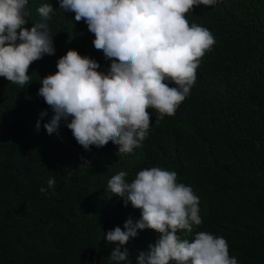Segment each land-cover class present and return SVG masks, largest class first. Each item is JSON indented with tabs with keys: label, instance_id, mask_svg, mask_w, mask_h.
Segmentation results:
<instances>
[{
	"label": "trees",
	"instance_id": "trees-1",
	"mask_svg": "<svg viewBox=\"0 0 264 264\" xmlns=\"http://www.w3.org/2000/svg\"><path fill=\"white\" fill-rule=\"evenodd\" d=\"M44 4L59 5L28 0L27 27L41 22L36 9ZM185 16L211 32L215 50L175 114L153 117L136 153L114 165L175 171L198 196L202 221L192 233H178L181 239L208 232L226 240L238 264H264V0H219ZM59 21L75 25L69 15ZM47 23L56 51L29 66L37 81L66 54L58 23L57 33ZM69 40L81 44L84 34ZM38 86L0 77V264H109L115 244L104 233L135 208L106 191L110 150L84 152L79 164L86 167L73 168L75 139L63 121L58 133L47 134L43 124L53 113ZM41 112L47 114L37 130ZM50 177L54 188L41 194ZM159 235L139 231L137 254ZM134 258L130 252L128 264Z\"/></svg>",
	"mask_w": 264,
	"mask_h": 264
},
{
	"label": "clouds",
	"instance_id": "clouds-1",
	"mask_svg": "<svg viewBox=\"0 0 264 264\" xmlns=\"http://www.w3.org/2000/svg\"><path fill=\"white\" fill-rule=\"evenodd\" d=\"M218 3L58 0L54 8L50 4L38 7L41 22L27 27L28 0H0V77L21 87L29 81L39 83L37 96L53 113L43 127L52 135L63 121L71 131L75 170L86 167L79 164L86 159L84 152L110 150L106 191L135 208L104 233V239L115 244L109 264H128L130 252L136 264H238L223 237L198 232L189 241L178 235L192 233L202 221L198 196L177 181L175 171L114 165L136 153L153 117L174 115L189 95L205 55L215 50V39L207 28L189 25L185 14L194 7ZM66 15L73 18L74 26L59 21ZM48 21L55 33L54 21L58 23L66 54L57 60V70L48 67L37 81L29 74V66L56 51ZM77 32L84 34V41L71 45L69 39L75 40ZM46 114L40 113L37 130ZM112 168L116 171L111 173ZM54 185L50 177L47 188L39 191L46 194ZM146 229L151 237L159 233V238L137 254L136 237Z\"/></svg>",
	"mask_w": 264,
	"mask_h": 264
}]
</instances>
